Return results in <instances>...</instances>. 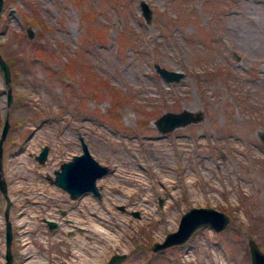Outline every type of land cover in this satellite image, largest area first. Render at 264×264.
Wrapping results in <instances>:
<instances>
[{
    "label": "rangeland",
    "instance_id": "rangeland-1",
    "mask_svg": "<svg viewBox=\"0 0 264 264\" xmlns=\"http://www.w3.org/2000/svg\"><path fill=\"white\" fill-rule=\"evenodd\" d=\"M78 1L92 15L93 33L76 0H1L0 56L10 69L11 101L5 107L0 69V128L5 115L8 120L0 158L6 183L0 264L3 210L10 264L28 255L66 264L72 245L96 237L88 221L94 214L103 215L108 237L120 235L98 264L112 254L124 255L116 264H249V239L264 255V0H144L147 20L140 0ZM67 57L91 74L104 96L81 83L82 73L61 69ZM156 66L181 76L165 81ZM113 107L117 119L109 115ZM185 110L196 120L166 132L157 127L159 115ZM80 137L108 167L95 180L97 199L90 192L68 199L52 183L59 163L82 152ZM145 138L159 140L145 144ZM42 145L48 151L39 162L34 156ZM138 161L142 173L170 168L175 195L130 180ZM141 192L148 197L144 210L131 205ZM190 207L224 213L227 225L218 232L197 228L181 245L150 251ZM19 212L26 230L21 240Z\"/></svg>",
    "mask_w": 264,
    "mask_h": 264
},
{
    "label": "water",
    "instance_id": "water-1",
    "mask_svg": "<svg viewBox=\"0 0 264 264\" xmlns=\"http://www.w3.org/2000/svg\"><path fill=\"white\" fill-rule=\"evenodd\" d=\"M0 6H1V0H0ZM139 6L140 9L142 10L141 14L144 15V18L147 20L150 16V11L151 9L148 8V5L146 4V1L144 0H140L139 1ZM1 9V7H0ZM30 36V35H29ZM5 59H3L0 56V69L1 73H2V79H4V83H5V87L7 89V91H5V97H6V102H5V107H7V105H9V102L11 101L10 99V93H9V86H8V80H9V68L8 65H6V62L4 61ZM156 69L160 72H158V75L162 77V79H164L165 81H176L180 76H181V72L178 70H171V69H166V68H161L156 66ZM156 70V71H157ZM185 112L189 113L190 111L185 110ZM6 114V113H5ZM176 115L177 113L174 114V112H166L165 114H161L156 118V122L159 123L163 118H165L166 115ZM192 118L194 120H196V117L194 115L191 114ZM173 117V116H172ZM4 122H2L1 128H0V158H1V143L3 142V138L5 135V132H7V125H8V120H6V115L4 116ZM163 121V120H162ZM164 122V121H163ZM165 123V122H164ZM173 121L170 122H166L165 124L167 125H161L162 127L160 128V131H166L169 130L170 128H172L173 126L175 127V123ZM178 124V123H177ZM79 145L82 149V152L80 154H74L71 155L69 160H65V161H61L59 163L60 165V171L59 169H55L53 175L55 176L52 180V183L54 184L55 181L64 185L65 186V182L68 184H71L72 179L71 178H67L69 171H71V169L69 168H64L65 165H68L69 163H71V161H73L75 158L78 157H82L83 159L85 158L87 162H90V164H92L95 169L94 171V175L92 177L93 180H91V183H89L88 185L91 186L92 185V190L90 188H85V187H80V186H75V188H70L71 186L69 185V189H73L74 193H67V198L68 199H76L77 197L81 196L82 194L86 193V191H90L92 197L94 198H98L100 196V192L98 191L99 188L95 187V180L97 179L96 177L99 175H102L103 173L106 172V170L108 169L107 165H103L101 163H99L98 161H96L94 159V157H92L89 153V151L87 150L88 148L85 146L84 142H82V138H79ZM46 151H48L47 146L46 145H42V147H40V151L37 152V154H35V159L38 160L39 162H43L44 158L46 156ZM73 158V159H72ZM84 159V160H85ZM83 160V161H84ZM1 164V162H0ZM97 167V168H96ZM64 168V170L62 169ZM64 172V173H63ZM1 174V172H0ZM62 175L63 178H65L64 181H62V179L59 178V176ZM5 182L3 179H1L0 176V191L1 194L4 196L5 194ZM84 192V193H83ZM121 209V208H120ZM5 210L2 211L3 213V242L2 244L4 245V251L2 252L3 255V260L4 263L3 264H10L11 262V256L9 254V242L11 239V234L9 233L10 231V225L9 223H7V218H6V213H4ZM137 215L136 213L133 214V216ZM227 221H228V216L225 215L224 213H220L219 211L211 208L210 207H190L189 209H187L186 211L182 212L180 214L179 220H178V224L176 230L172 231L171 233L168 232L166 234H164L163 240L161 241V243L158 242H154L151 244L150 246V251L155 252V251H160L168 246H174V245H181L190 235L191 233H193L197 228L200 227H208L211 230L213 229L214 231L218 232V231H222V229L227 225ZM43 222H45V224L47 225L48 228L52 229L55 228L56 223L52 220H43ZM247 243V248L248 251L247 253L249 254V264H264V255L262 254V252L259 251V248L257 247L256 243L253 242L252 239H249L248 241H246ZM124 257V255L122 254H112L109 258H107L106 263L105 264H116L117 261L121 260V258Z\"/></svg>",
    "mask_w": 264,
    "mask_h": 264
},
{
    "label": "bare ground",
    "instance_id": "bare-ground-1",
    "mask_svg": "<svg viewBox=\"0 0 264 264\" xmlns=\"http://www.w3.org/2000/svg\"><path fill=\"white\" fill-rule=\"evenodd\" d=\"M143 17H144V15H143ZM157 72H160V71L157 70ZM188 114L189 113H187L185 111L183 113H177L175 116L169 114V115H166L165 118H163L162 120L166 123V122H169L168 120H170L172 118H175L176 120L174 119L175 121H173V122H175V123L177 122L178 123V124L177 123L176 124L174 123L175 124V127H176L178 125H183V124L189 123L191 121H194V119L188 118ZM162 120L159 123L156 122L157 123V127L159 129L162 127L161 125H163V124L164 125H167ZM149 139H151V138H149ZM149 139L148 138H145V140H144L145 144L148 143V142H151V143L154 142L155 143L156 141L159 140V139H156V141H155V140H149ZM197 142L199 143L200 140H197ZM160 145L161 144H157L156 143V146H154L155 149L157 148V149L161 150L162 149V146H160ZM183 147L186 149V144H184V146H178L177 149L180 150ZM81 151H82V149H81ZM84 159L82 157L75 158L73 161H71V163H69L68 165H65L64 166V168L71 169V171H69V173H67L68 174V177L67 178H71L72 179L71 184H68V183L65 182V186H64V185H62V184H60V183H58L56 181H55L54 184L56 186L60 187L61 189H63L64 191H66L67 193H74L75 194V192H74L73 189H69V185L71 186L70 188H75V186H80V187H85V188L87 187V188H90L92 190L93 189L92 188V185L89 186L88 184L91 183V180H93L92 179V177L94 175V171L93 170L95 168L92 167L93 165L90 164V162H87L86 159L85 160ZM137 165H138V167L136 169H135V167L134 168H131L130 174H127V176H131L130 180H134L135 179L136 182L137 181L138 182L141 181L144 184L146 183L147 185H149L153 189H155V190H158L159 189L160 191L164 192L163 194H165L166 196H173V195H175V194H173V190L172 189L174 187H176L177 184H176V181H173L172 179L169 178L171 176V174H170V168H167V167H157V169L156 168H152V169H150V171H148L149 169L146 170L145 168H143L147 172L144 171L142 173L141 168H140L141 166H140L139 161L137 162ZM64 168H62V169L64 170ZM60 170L61 169H60V166H59V171ZM99 177H101V175L97 176L96 178H99ZM59 178L62 179V181L65 180V178H63L62 175H60ZM179 184L182 185L181 182H179ZM183 184L184 185H187L188 183L186 181H184ZM94 186L96 187V185H94ZM123 190H124V192H126L125 193L126 196L128 194H129V196L132 194L131 193L132 192L131 189H130V193H127V192H129V190H126V189H123ZM86 192H90V191L87 190ZM146 195H145V192H141L138 195L137 194L134 195L131 198V205L132 206H135L136 208L137 207H141L142 210H144V208L141 205L143 203H145L146 200L148 199V197ZM195 198L196 197L194 196V194L191 195V200H195ZM86 200H88V199H86ZM31 202L33 203V200L32 199H31ZM148 204H149V202H148ZM145 212H146V210H145ZM19 215L20 216H23V213L22 212H19L18 213V220L16 219V222L15 223L18 224L21 227L18 230V237L21 240L22 237H23V236H21V231L25 230V228L23 227V224L21 222V221H23V219H22L23 217H19ZM101 216H103V215H101ZM101 216L98 215V214H94V215H91V216L89 215V218H88L89 220L88 221H89V224L92 225L91 228H92V231L94 233H96V237L91 238L92 241H89L88 244L86 242V244H80V245H78V247H77V245H76V247L72 245V247L68 251V252H70V254H69V261H65L66 264H98V263H100L99 258H101V256L104 255V253L107 251V249H109V247L110 248H113V247L117 246L120 243V239L118 238L120 235L118 234V232H117L116 235L111 234L112 233L111 232L109 234V237H108V233H107L108 231H105L106 229L103 228L104 226L102 224L103 222H105V219H103ZM167 217L168 216H165L164 215V219H163L164 222H167V220H168V219H166ZM114 232H116V231H114ZM119 233H121V232H119ZM47 261H48L47 259L46 260L45 259L44 260H40V259H37V258L31 256V255H28L27 257H24L23 258L22 264H48Z\"/></svg>",
    "mask_w": 264,
    "mask_h": 264
},
{
    "label": "trees",
    "instance_id": "trees-1",
    "mask_svg": "<svg viewBox=\"0 0 264 264\" xmlns=\"http://www.w3.org/2000/svg\"><path fill=\"white\" fill-rule=\"evenodd\" d=\"M76 2H78L77 6L79 7V9L81 10L80 12H84L85 10V6H84V3H80L78 0H76ZM75 2V3H76ZM88 14V13H87ZM85 15L84 13L81 15V17L83 18V20L85 21L86 25H85V29L87 31H90L93 33V29H95V26H93V23H91V17L92 15L89 14V17L88 15ZM96 34L97 37H100L101 35H103L101 33V31H99V33L97 31L94 32ZM41 51V50H40ZM62 70L63 71H68V73H71V74H74L75 72H78V74L80 75V73H82V77H81V80L82 81L81 83L84 84L86 86V88H90V89H93L94 91L92 92L93 95H95L96 97H99L101 95L102 92L98 91V86L96 85L94 88L91 84V82H94L91 74L89 75V72L88 71H85V69L83 68L81 70V67L79 68V63L78 61L75 59V58H68L62 62ZM81 71V72H80ZM91 93V92H90ZM114 95L116 96L117 94L114 93ZM101 96H104L103 94ZM111 100V99H110ZM117 100H115L114 98H112V103L115 104ZM114 106V105H113ZM109 111H111V113L109 115H112V118L114 119H117V117L119 116V114H117V110L116 108H109L108 109Z\"/></svg>",
    "mask_w": 264,
    "mask_h": 264
}]
</instances>
